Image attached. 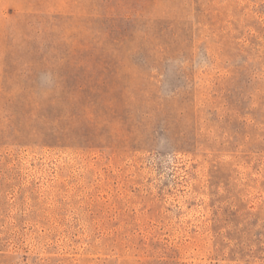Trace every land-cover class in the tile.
<instances>
[{"label":"rangeland","instance_id":"374dc122","mask_svg":"<svg viewBox=\"0 0 264 264\" xmlns=\"http://www.w3.org/2000/svg\"><path fill=\"white\" fill-rule=\"evenodd\" d=\"M0 264H264V0H0Z\"/></svg>","mask_w":264,"mask_h":264}]
</instances>
